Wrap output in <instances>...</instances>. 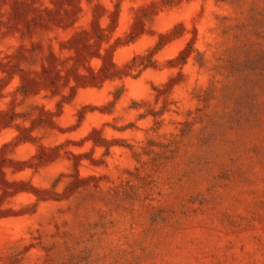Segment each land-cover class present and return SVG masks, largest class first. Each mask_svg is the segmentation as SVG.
<instances>
[{"label":"rangeland","instance_id":"rangeland-1","mask_svg":"<svg viewBox=\"0 0 264 264\" xmlns=\"http://www.w3.org/2000/svg\"><path fill=\"white\" fill-rule=\"evenodd\" d=\"M0 264H264V0H0Z\"/></svg>","mask_w":264,"mask_h":264}]
</instances>
